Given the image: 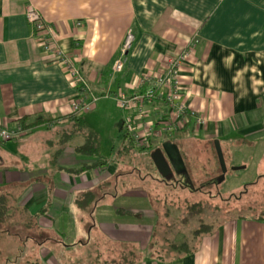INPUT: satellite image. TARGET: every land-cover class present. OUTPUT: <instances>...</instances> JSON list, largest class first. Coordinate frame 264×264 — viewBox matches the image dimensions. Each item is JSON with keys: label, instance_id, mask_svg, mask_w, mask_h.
I'll list each match as a JSON object with an SVG mask.
<instances>
[{"label": "crops", "instance_id": "obj_1", "mask_svg": "<svg viewBox=\"0 0 264 264\" xmlns=\"http://www.w3.org/2000/svg\"><path fill=\"white\" fill-rule=\"evenodd\" d=\"M29 4L98 96L83 114L85 125L104 115L124 132L119 146L111 144L112 152L146 150L136 148L124 130L125 111L115 93L135 91L131 82L137 76L159 73L166 58L189 51L179 69L180 97L204 123L196 130L191 117L181 131L232 142L233 152L257 156L264 153V0H0V126L13 128L21 117L51 118L15 138L9 144L12 152L0 154V187H17V204L32 223L0 233L17 239V251H28L26 261L70 264L68 257L82 250L104 257L110 249L134 246L142 255L136 264H264L262 213L202 227L199 241L187 243L190 252L171 250L159 258L145 253L157 224L146 193L107 190L117 184L112 179L119 169L115 159L110 157L104 167L69 171L95 158L74 150L82 143L80 136L59 145L60 134L72 124L76 85L34 37L25 17ZM128 31L134 34L133 44L122 70L114 73L112 63ZM156 105L164 111L163 103ZM144 108L153 110L150 104ZM184 140L174 133L165 141L176 143L183 154ZM99 146L98 140V153ZM244 157L234 165H245ZM185 176L190 177L186 167ZM85 191L96 194L89 211L75 203Z\"/></svg>", "mask_w": 264, "mask_h": 264}, {"label": "rangeland", "instance_id": "obj_2", "mask_svg": "<svg viewBox=\"0 0 264 264\" xmlns=\"http://www.w3.org/2000/svg\"><path fill=\"white\" fill-rule=\"evenodd\" d=\"M86 127L98 136L99 154L107 158L112 157L119 165L118 172L112 177H116L117 184H112L107 190L111 193L141 190L150 199L157 214L155 240L159 246L167 248L168 245L180 243L182 240L188 243L198 242L199 236L193 237V231L201 223L213 226L238 214L258 216L262 213L264 216V153L250 156L247 150L244 153L233 152L232 142L227 143L218 138L206 140L203 135L193 133L192 130L183 132L180 130L182 128L177 129L172 134L176 133L177 136L185 138L181 147L184 151L185 167L191 177V184L186 187L181 186L186 183L185 174H175L172 179L161 180L160 174L149 159L151 151L157 146L160 147L172 134L159 138L146 150L128 148L127 153H118L117 149L112 152L110 146L115 143L117 147L123 140L124 132L120 131L119 125L116 127L108 117L98 115L93 117ZM199 127L200 125H197L196 130ZM124 130L126 131L125 128ZM216 139L220 142L226 166L223 180H220L221 169L214 146ZM13 141L15 139L0 140V154L4 151L12 152L9 144ZM261 141L264 147V141ZM257 145H260V142ZM243 155L246 156L244 164L247 169H233L234 162ZM196 201L201 202L203 208L191 217L188 214V204ZM0 230H6V226L0 225ZM16 243L17 239L8 236L6 231L0 233V264H29L25 258L28 251L25 248L17 251ZM133 247L128 246L121 251L110 249L104 257L97 256V253L91 250H82L80 254L75 252L74 257L70 255L67 260L70 264H100L118 257L122 252L138 251ZM162 256L167 257L168 253L163 252Z\"/></svg>", "mask_w": 264, "mask_h": 264}, {"label": "built area", "instance_id": "obj_3", "mask_svg": "<svg viewBox=\"0 0 264 264\" xmlns=\"http://www.w3.org/2000/svg\"><path fill=\"white\" fill-rule=\"evenodd\" d=\"M25 17L32 26L34 37L39 40L43 52L52 54L54 60L65 67L76 85V95L71 101L72 112L90 111L98 96L91 92L80 68L66 57L56 44L48 25L34 5L26 6ZM50 40H53L52 44ZM133 40L134 34L128 31L124 36L119 55L112 63L114 73L122 70ZM188 56L189 51H186L182 55L166 58L165 67L161 72L139 75L131 82V89L135 91L126 92L120 89L115 93L114 98L118 107L125 111L124 127L136 148L151 147L153 138H160L183 128L186 123H189L191 117L195 119L197 125L204 123L203 117H195L180 97L179 69ZM104 94L108 96L110 93ZM157 102L164 104V111L158 112ZM145 104H150L153 110L145 109ZM23 133L24 130L16 126L10 129L0 126L2 141L15 139Z\"/></svg>", "mask_w": 264, "mask_h": 264}, {"label": "trees", "instance_id": "obj_4", "mask_svg": "<svg viewBox=\"0 0 264 264\" xmlns=\"http://www.w3.org/2000/svg\"><path fill=\"white\" fill-rule=\"evenodd\" d=\"M83 114L84 113L72 112L71 126L69 128L64 129V131L60 134L59 137L60 139L59 145L64 146L68 140L72 139L73 137L80 136L82 138V143L78 146H75L74 150L79 154L95 158V161L91 164L82 165L80 168H78V170L76 169L69 170L71 172H77V173L91 168L104 167L111 162L109 158L99 155L97 149L98 138L92 131L87 129L83 118ZM50 121L51 118L42 117V116L35 117L33 120H30L29 117H21L20 119L17 120L16 127H19L22 130H24V132H27L29 129L49 123ZM187 125L188 123H186L184 127L180 130H184ZM59 151L60 149L57 151V153ZM179 151L183 159V154L181 153L180 148ZM149 159L153 164L150 156ZM161 180H165V179L164 178L162 179L161 177ZM186 181L189 184H191V179L189 176H186ZM181 186L187 187V184L185 183L182 184ZM16 188L17 187L15 185L0 187V225L4 224V226H6V229H8L7 227L12 228L17 225H25L26 227H30L32 224L30 222L31 221V219L29 218L30 216L29 217L26 216L27 215L26 209L17 204L18 194L16 192ZM95 199H96L95 192L85 191L76 197L75 203L80 208L89 211L92 209V205L95 202ZM202 208L203 205L199 201L189 203L188 204L189 216L192 217L197 215V213H199V211H201ZM202 227L210 228L211 226L205 223H201L199 227L193 231V237L196 238V236H199ZM187 243L188 242L184 240L181 241L180 243H172L168 245L167 248L165 246L162 247L159 246L158 243H156L155 233H154L153 238L151 239V242L149 244V247L147 248V251H145V253L154 255L159 258H163L162 256L163 252L168 253L171 250H177L178 252L181 253H188L191 251V249L189 248ZM141 256L142 255L138 251L129 250L128 252L120 253L116 258L105 260L100 264H136V262L141 259Z\"/></svg>", "mask_w": 264, "mask_h": 264}, {"label": "water", "instance_id": "obj_5", "mask_svg": "<svg viewBox=\"0 0 264 264\" xmlns=\"http://www.w3.org/2000/svg\"><path fill=\"white\" fill-rule=\"evenodd\" d=\"M214 146L221 169L220 180H223L226 166L219 140H214ZM150 158L157 172L164 179H169L174 174H185L184 162L179 148L172 141H164L160 147L153 149ZM239 168H243V166L233 167L235 170Z\"/></svg>", "mask_w": 264, "mask_h": 264}, {"label": "flooded vegetation", "instance_id": "obj_6", "mask_svg": "<svg viewBox=\"0 0 264 264\" xmlns=\"http://www.w3.org/2000/svg\"><path fill=\"white\" fill-rule=\"evenodd\" d=\"M175 176V174L173 176H170L169 179H172Z\"/></svg>", "mask_w": 264, "mask_h": 264}]
</instances>
